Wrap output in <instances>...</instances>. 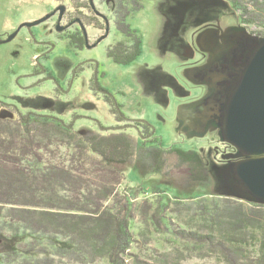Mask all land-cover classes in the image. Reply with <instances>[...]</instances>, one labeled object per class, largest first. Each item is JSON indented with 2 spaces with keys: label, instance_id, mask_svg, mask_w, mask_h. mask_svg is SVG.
<instances>
[{
  "label": "trees",
  "instance_id": "obj_1",
  "mask_svg": "<svg viewBox=\"0 0 264 264\" xmlns=\"http://www.w3.org/2000/svg\"><path fill=\"white\" fill-rule=\"evenodd\" d=\"M69 1L74 8L70 17L85 27L105 29L102 18L85 13L93 12L89 0ZM99 1L106 2L115 29L128 38L111 45L105 51L107 58L118 65L131 64L141 53V41L126 19L141 9L143 0ZM223 1L240 9L242 22L264 29V0H250V6L245 0ZM255 36L264 38V33ZM68 39L74 49L84 48L81 35ZM90 67L94 69L90 87L102 94L115 121L124 123L111 133L106 128L79 132L72 123L35 111L22 112L0 101V108L14 116L0 114V264H182L192 256L224 264H264V205L221 194H179L172 202L163 198L164 204L154 205L144 199L135 205L145 189L118 188L126 176L122 167L134 164L138 156V140L126 132L130 128L136 129L142 146L149 144L143 151L150 172L170 176L165 172L166 160L173 154L186 167L191 185L207 184L209 173L193 150L150 145L153 127L143 120L128 122L119 112L112 95L98 81V63L80 64L72 72L77 75ZM136 217L142 221L140 235L145 244L154 230L172 235L185 247L138 259L129 252L135 242L132 222Z\"/></svg>",
  "mask_w": 264,
  "mask_h": 264
},
{
  "label": "rangeland",
  "instance_id": "obj_2",
  "mask_svg": "<svg viewBox=\"0 0 264 264\" xmlns=\"http://www.w3.org/2000/svg\"><path fill=\"white\" fill-rule=\"evenodd\" d=\"M93 2L108 21V33L93 26L86 28L90 48L76 50L70 46L68 36L79 33V25L58 33L54 14L36 26L22 28L13 40L0 45V100L17 105L22 112L35 111L66 124L72 123L79 132H101L106 128V133H111L113 128L124 123L115 121L102 94L90 87L89 78L94 69L90 67L77 75L72 72L80 64L98 63V81L112 95L119 112L128 122L143 120L153 127L150 145L193 150L204 161L209 173L207 184L191 185L186 167L173 154L166 160L165 172L170 176L150 172L143 151L149 144L142 146L136 129L130 128L126 132L138 140V156L134 164L122 167L126 176L118 188L141 186L145 189V193L135 199V205L144 199L154 205L159 201L164 204L163 198H170L172 202L179 194L180 197L219 195L224 190V180L219 175L215 177L214 168L225 166V160H231L234 151H225L227 143L221 140L219 130L213 125L207 126L206 132L199 136L178 119L179 107L195 102L193 92L200 89L197 85L192 89L185 71L203 58L196 37L204 26L243 27L253 35L263 34L264 29L242 22L240 9L223 0H143L141 9L126 19L140 38L141 53L131 64L118 65L107 58L105 51L117 41L128 42V38L115 29L114 15L108 5L99 0ZM250 2L245 0L247 6ZM61 5L67 11L74 9L69 0H0V38L5 39L19 25L37 21ZM85 13L96 16L88 10ZM1 116L14 117L6 112ZM193 186L194 190H183ZM171 220L183 226L179 219L171 216ZM142 226V221L136 217L132 222L135 242L129 251L140 260H149L154 252L185 247L172 235L154 230L150 231L149 242L145 244L140 235ZM182 264L224 263L215 258L192 256Z\"/></svg>",
  "mask_w": 264,
  "mask_h": 264
},
{
  "label": "water",
  "instance_id": "obj_3",
  "mask_svg": "<svg viewBox=\"0 0 264 264\" xmlns=\"http://www.w3.org/2000/svg\"><path fill=\"white\" fill-rule=\"evenodd\" d=\"M89 5L95 15L104 20V34L108 33L105 16L96 10L93 0H89ZM56 11H59L61 20L65 7L58 6ZM54 13L55 11L37 21L23 23L17 31L24 26H36ZM78 24L86 47L90 48L86 28L80 22ZM55 30L62 32L64 27L57 24ZM207 34L208 30L199 32L196 41L203 53L211 54L217 48V39L211 40ZM252 37V44L243 57V64L237 73L232 74L235 80L226 97L217 100L212 95L215 87L212 90L206 84L209 92L193 103L180 106L177 114L183 125L199 136L206 132L207 126L213 125L219 130L221 140L236 151L225 166L214 168L215 177L219 175L224 180V190L220 194L264 205V38L255 35ZM204 42H209L210 47L204 48ZM197 68H188L185 71L189 81L193 82L191 77L195 75L194 70ZM199 107H202L201 110Z\"/></svg>",
  "mask_w": 264,
  "mask_h": 264
},
{
  "label": "flooded vegetation",
  "instance_id": "obj_4",
  "mask_svg": "<svg viewBox=\"0 0 264 264\" xmlns=\"http://www.w3.org/2000/svg\"><path fill=\"white\" fill-rule=\"evenodd\" d=\"M68 14H69V11L65 10L61 17V20H59L60 13L59 11H55L54 15L56 16V21L54 23V27L56 28L57 24H59L60 27H64V30L58 33H63L67 31L68 29L72 27V25H79L78 24V22H80L79 19L77 20V18L75 17H70ZM24 27H21L18 31L17 29L19 27L16 28V30L12 32L11 34H9L5 39L0 38V45L13 40L17 36V34L20 32V30ZM85 28H88V27H85ZM202 29L208 30L207 37H210L211 40H213L214 38L217 39V42H216L217 48L213 50L212 51L213 53L211 54L203 53V58L199 59L198 61H196L194 64H192L189 67V68H193V67H198V68L194 70L195 75L191 77L193 82L189 81L188 83L192 86V89H194L197 86L200 88V89H196L193 92V96L196 98V100L203 97L209 92V88H208L209 86L212 90L215 87L212 95L214 96V98H216L217 100L219 99L220 101V100H223V98H225L226 94L229 92L230 87L235 80V77H233L232 74H234V72L237 73L239 70V67L243 64V57L245 56L248 49L251 47L253 35L250 34L247 31V29L243 27L224 30V29H221V26H219V24H217L216 26L206 25ZM16 31L17 33L15 34V36L11 38L10 40H8V38L12 34H14ZM79 31L81 34L80 33H76V34H78L79 36L81 35L83 37L82 30L80 29ZM70 35H73V34H70ZM83 41L85 44L84 47H86L84 37H83ZM208 43L209 42L203 43L204 48L210 47ZM54 80H55L54 82L56 83L57 80L56 79ZM216 81H217V84H216ZM1 102H3L5 105H13L18 110H20V108L17 105L7 103L5 101H1ZM3 112L11 114L8 109H5L2 107L0 108V114ZM224 148H226L225 151L227 152L230 151L231 149H233L234 153L236 152L234 148L228 144H226ZM221 153H224V152H221ZM225 161H228V160H225Z\"/></svg>",
  "mask_w": 264,
  "mask_h": 264
},
{
  "label": "bare ground",
  "instance_id": "obj_5",
  "mask_svg": "<svg viewBox=\"0 0 264 264\" xmlns=\"http://www.w3.org/2000/svg\"><path fill=\"white\" fill-rule=\"evenodd\" d=\"M202 107H199V109L201 110Z\"/></svg>",
  "mask_w": 264,
  "mask_h": 264
}]
</instances>
